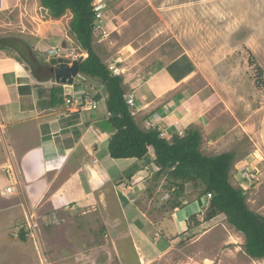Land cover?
I'll return each instance as SVG.
<instances>
[{
    "label": "rangeland",
    "instance_id": "obj_1",
    "mask_svg": "<svg viewBox=\"0 0 264 264\" xmlns=\"http://www.w3.org/2000/svg\"><path fill=\"white\" fill-rule=\"evenodd\" d=\"M99 5L105 8L107 38H95L93 49L124 80L135 77L138 83L148 76L150 65L166 64L181 53L193 59L196 70L186 85L188 93H198L190 113L196 122L191 128L202 138L201 151L207 157L234 155L230 184L244 192L250 210L264 217V0H101ZM24 12L31 22L22 23ZM20 13L0 12V36L20 32L31 47L39 43L36 35L50 36L44 12L21 9ZM71 18L68 12L52 25L65 26L69 32ZM89 93L93 100L94 91ZM150 168L149 174L155 171ZM4 173L10 175L9 170L2 171L0 181L7 179ZM142 177L136 175L124 189L130 190ZM166 183L164 178L148 180L146 188L132 189L133 197L122 195L124 202L139 206L145 214L151 212L150 203L155 209L166 208L173 193ZM202 189L185 184L184 202L194 201ZM21 197L14 190L0 194V264H73L75 250H86L85 243L106 248L100 243L105 240L110 252H116L110 264H186L181 260L184 255L200 256L205 264H248L245 238L233 227H201L197 237L216 243L203 249L190 241L178 242L176 227H106L99 219L95 227H40L42 217L29 213ZM202 200L210 201L208 195ZM83 220L86 223L89 217ZM209 230L212 234L206 239ZM165 250L172 251L169 257L162 256Z\"/></svg>",
    "mask_w": 264,
    "mask_h": 264
},
{
    "label": "crops",
    "instance_id": "obj_2",
    "mask_svg": "<svg viewBox=\"0 0 264 264\" xmlns=\"http://www.w3.org/2000/svg\"><path fill=\"white\" fill-rule=\"evenodd\" d=\"M94 3L100 7V17L95 21L93 40L103 41L107 38L108 26L105 8L99 5L101 0ZM21 9L45 13L52 29L47 38L36 35L40 38L39 43L32 47L20 32V35L0 36V39L9 40L7 48L0 49V168L10 172L9 176L4 173L7 179L0 181V194H7L6 186H14L28 212L37 215V219L42 217L40 227H95L96 219L106 227H115L116 224L118 227H176L175 238H181L178 242L190 241L191 245H199L202 249L206 245L214 246L216 243L204 242V236L203 239L197 237L199 229L233 226L223 215L208 218V201H198L196 197L194 201L186 202L185 207H172L167 202L166 208L161 210L153 208L150 203L151 212L147 214L139 206L124 202L125 196L133 197L132 189L136 188L138 192L142 186L146 188L147 181L154 174L148 173L151 166L144 169L142 161L110 157L108 95L99 81L80 73L72 85L55 81L52 59L79 60L80 64L88 59L86 51L73 42L74 36L65 26L52 25L58 24L64 16L53 19L39 0H0V12L18 10L20 13ZM20 14L22 23L23 19L31 22L32 19L24 17L26 12ZM69 14L71 18L72 14ZM150 66L148 76L138 83L134 82L137 81L135 77L122 78L125 99L133 102L129 110L138 127L145 130L157 128L166 140H170L174 133L179 134L190 129L192 124L196 125L190 110L198 93L191 95L186 85L194 73L188 74L190 67L196 70V63L187 53H181L166 64ZM169 70L174 77L167 73ZM165 73L170 78H165ZM55 89L59 92L56 96L53 95ZM89 90L95 93L92 98L96 110L87 111L81 103L77 104L78 108L66 103L67 100L82 102L85 95L90 94ZM126 171H131L132 175L126 176ZM139 174L145 177L136 183L137 187L134 184L130 190L124 189L130 187V180ZM249 211L256 213V210ZM86 217L89 221L85 223L83 218ZM178 227H183L181 232ZM211 234L212 230L207 231L206 239ZM195 236L197 238L192 240ZM100 243L109 249L93 248L85 243L86 250H75L73 264L84 260H90L89 264H110L116 252L114 249L110 252L111 246L106 240ZM171 252L165 250L162 256ZM247 257L248 264L264 260ZM182 259L186 264H205L200 256L190 258L184 255ZM206 263L214 264L212 261Z\"/></svg>",
    "mask_w": 264,
    "mask_h": 264
},
{
    "label": "trees",
    "instance_id": "obj_3",
    "mask_svg": "<svg viewBox=\"0 0 264 264\" xmlns=\"http://www.w3.org/2000/svg\"><path fill=\"white\" fill-rule=\"evenodd\" d=\"M53 19L72 14L69 32L79 47L86 51L88 59L79 65V73L99 81L108 95L106 109L108 129L111 133L108 152L112 159H135L143 162V168L154 167L149 181L164 178L171 189L172 207H185V184L192 188L203 186L198 201L210 195L208 218L226 217L233 228L245 238V252L253 259H264V217L249 211L241 189L229 181L232 153L207 157L201 152L202 138L197 129H188L183 136L174 133L170 140L162 137L157 128L141 129L134 121L125 99L122 77L115 75L102 62L93 49V33L96 21L95 0H39ZM9 40L0 39V49L7 48ZM194 68L190 67V74ZM57 89L53 95H57ZM130 177L132 172L126 171ZM24 239V235H21Z\"/></svg>",
    "mask_w": 264,
    "mask_h": 264
},
{
    "label": "water",
    "instance_id": "obj_4",
    "mask_svg": "<svg viewBox=\"0 0 264 264\" xmlns=\"http://www.w3.org/2000/svg\"><path fill=\"white\" fill-rule=\"evenodd\" d=\"M99 7L96 8L98 10ZM54 63L55 81L62 85H72L75 77L79 75V60H70L58 57L52 59Z\"/></svg>",
    "mask_w": 264,
    "mask_h": 264
},
{
    "label": "built area",
    "instance_id": "obj_5",
    "mask_svg": "<svg viewBox=\"0 0 264 264\" xmlns=\"http://www.w3.org/2000/svg\"><path fill=\"white\" fill-rule=\"evenodd\" d=\"M96 17H97V19H99V17H100V13H97V15H96ZM127 101V104H128V106H132L133 105V102H132V100L131 99H127L126 100ZM66 103L69 105H73V104H75L74 106H75V108H78V106H77V104H82V106L81 107H83L84 109H86V110H92V109H96L97 108V106H96V103L88 96V95H85V98H84V100L81 102V101H70V100H67L66 101ZM75 110V109H74ZM6 193H11L12 192V190H14L13 189V187L10 185V186H7L6 187Z\"/></svg>",
    "mask_w": 264,
    "mask_h": 264
},
{
    "label": "clouds",
    "instance_id": "obj_6",
    "mask_svg": "<svg viewBox=\"0 0 264 264\" xmlns=\"http://www.w3.org/2000/svg\"><path fill=\"white\" fill-rule=\"evenodd\" d=\"M94 7H95V11H96V15H97V13H100V7L99 6H95V5H93ZM97 7H99V9L98 10H96V8ZM96 19H97V17H96ZM86 95H88V94H86ZM127 102V101H126ZM97 106V105H96ZM87 111H89V110H87ZM162 137H163V135H162ZM2 171H4V169L3 168H0V177H1V172ZM7 171V170H6ZM254 173H252V172H250V178H254ZM249 183H251L250 181H249ZM7 187V186H6ZM13 187V189H14V191H15V187L14 186H12ZM6 189V188H5ZM5 193H6V190H5ZM8 194V193H7ZM208 197H209V200H210V198H211V196L210 195H208Z\"/></svg>",
    "mask_w": 264,
    "mask_h": 264
}]
</instances>
